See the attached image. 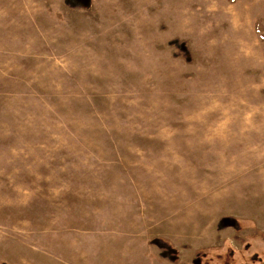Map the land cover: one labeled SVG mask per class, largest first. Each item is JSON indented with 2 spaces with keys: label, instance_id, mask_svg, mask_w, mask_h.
Here are the masks:
<instances>
[{
  "label": "rangeland",
  "instance_id": "obj_1",
  "mask_svg": "<svg viewBox=\"0 0 264 264\" xmlns=\"http://www.w3.org/2000/svg\"><path fill=\"white\" fill-rule=\"evenodd\" d=\"M262 158L264 0H0V264H264Z\"/></svg>",
  "mask_w": 264,
  "mask_h": 264
},
{
  "label": "crops",
  "instance_id": "obj_2",
  "mask_svg": "<svg viewBox=\"0 0 264 264\" xmlns=\"http://www.w3.org/2000/svg\"><path fill=\"white\" fill-rule=\"evenodd\" d=\"M262 159H264V158H262ZM261 160V159H260ZM11 171H16V174H15V176L17 177V176H20V178H22V177H27V168H24V169H17V165L16 164H14V167L13 168H11ZM10 171V172H11ZM31 170H29V176H32V174H31V172H30ZM18 172H19V175H18ZM259 172H260V170H259ZM10 176V175H9ZM254 177H256L255 175H254ZM254 208H257L255 205H254ZM237 214V216L236 217H238V218H236V219H245V218H242L243 216H238V212H236ZM249 219H251V221H254L251 217H249Z\"/></svg>",
  "mask_w": 264,
  "mask_h": 264
},
{
  "label": "trees",
  "instance_id": "obj_3",
  "mask_svg": "<svg viewBox=\"0 0 264 264\" xmlns=\"http://www.w3.org/2000/svg\"><path fill=\"white\" fill-rule=\"evenodd\" d=\"M254 30L256 33H260L262 31L261 27H260V21H256L254 24ZM208 249V248H206ZM217 250V249H216ZM218 251V250H217ZM216 251V252H217ZM220 252V251H218ZM196 255H198V257L202 260H204L205 258L209 257V253L208 250L205 249H200L196 251Z\"/></svg>",
  "mask_w": 264,
  "mask_h": 264
}]
</instances>
